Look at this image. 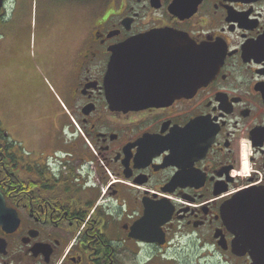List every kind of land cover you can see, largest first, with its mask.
<instances>
[{
    "label": "flooded vegetation",
    "instance_id": "1",
    "mask_svg": "<svg viewBox=\"0 0 264 264\" xmlns=\"http://www.w3.org/2000/svg\"><path fill=\"white\" fill-rule=\"evenodd\" d=\"M26 1L0 0V37ZM45 3L37 68L58 94L35 89L56 125L26 143L0 133V264H254L264 0ZM118 50L135 54L142 109H127L126 65L106 83Z\"/></svg>",
    "mask_w": 264,
    "mask_h": 264
},
{
    "label": "crops",
    "instance_id": "2",
    "mask_svg": "<svg viewBox=\"0 0 264 264\" xmlns=\"http://www.w3.org/2000/svg\"><path fill=\"white\" fill-rule=\"evenodd\" d=\"M11 34L4 31L1 36L3 38L0 39V76H7L9 80L13 76V90H15L17 105L11 110L8 102L3 103L1 99L3 91L0 90V123L3 129L13 133L14 137L26 138L38 132H44L47 128L50 130L56 125L54 113L42 103L41 93L35 89V84L44 82L54 96L58 94V91L53 81L45 77L42 72L40 73L38 68H31V74L24 72L21 64L26 57L23 55L20 57L13 52L12 43L19 40Z\"/></svg>",
    "mask_w": 264,
    "mask_h": 264
},
{
    "label": "rangeland",
    "instance_id": "3",
    "mask_svg": "<svg viewBox=\"0 0 264 264\" xmlns=\"http://www.w3.org/2000/svg\"><path fill=\"white\" fill-rule=\"evenodd\" d=\"M45 1L47 0H27L25 3H23L20 7V9L17 11L16 14H14V19L10 21V23L5 27V31L10 30V28H15L16 25H20L23 23L22 26H24V33H21V40L14 41L12 43V50L14 53H16L18 56L22 57L25 56L26 58L22 61V69H24V72L27 73L31 71V68L35 67L37 68V57L36 53L37 50L41 49V42L43 41V37H45L44 34H42V29L44 27V19L47 18L49 15V10H47V6ZM24 20L22 21V18ZM19 28V29H20ZM18 29V30H19ZM16 29L13 30V32ZM63 33L64 30L61 29V39L63 40ZM3 37H0V39ZM47 41H50V37L47 38ZM65 64L63 63L62 67H64ZM31 74V73H30ZM12 80V81H11ZM11 80L8 79L7 76H0V90L3 91L2 95V102L3 103H9V106L11 110L14 109V107L17 105V101H15V90H13V76ZM48 85L51 86L50 82L46 79ZM7 124L8 121H5ZM17 129V128H16ZM14 129V131L16 130ZM5 133L8 134L12 141L15 143H22V142H28L31 140L30 137L26 138H20L13 135V133L9 132L7 129H4ZM34 132V131H33ZM23 139V140H22Z\"/></svg>",
    "mask_w": 264,
    "mask_h": 264
},
{
    "label": "water",
    "instance_id": "4",
    "mask_svg": "<svg viewBox=\"0 0 264 264\" xmlns=\"http://www.w3.org/2000/svg\"><path fill=\"white\" fill-rule=\"evenodd\" d=\"M136 44L135 46H139L140 44L144 43L142 39H139L138 41H135ZM121 53V52H120ZM119 53V50L115 53L113 59H112V62H111V68H110V72H109V76L107 78V85L109 87H120L122 86L125 82L122 83V78H121V75H122V68L124 65L127 66V84L128 85H135L133 90H131V92L129 91V93L127 94V96H129L130 98V106H127V109H130L131 111L132 110H139V109H142V107H144L143 105H141V102H140V98H138L140 92L136 86V74H135V54L133 53L132 56L133 58H131L130 60H126V61H119L118 60V57L120 55ZM196 80H198L196 78ZM200 86V84H195L193 85V89L195 90V88H198ZM119 90V89H117ZM121 90V89H120ZM125 94L120 92V93H112L110 95H108L109 98H115V99H119L121 100ZM134 97V98H133ZM122 103V101L120 102ZM246 200H241L240 202H237V211L241 214H247L250 209H248L246 206H245V202ZM252 211L255 212L258 208L257 206H252ZM4 217H1L0 218V223H2V221H4ZM248 227V225H247ZM263 233L261 231L258 232V236H262ZM257 236V237H258ZM256 239H248L246 242H245V245L247 247H249L251 249V251L253 252V256H252V261L254 262V264H264V239L262 238L261 240H259V238Z\"/></svg>",
    "mask_w": 264,
    "mask_h": 264
},
{
    "label": "trees",
    "instance_id": "5",
    "mask_svg": "<svg viewBox=\"0 0 264 264\" xmlns=\"http://www.w3.org/2000/svg\"><path fill=\"white\" fill-rule=\"evenodd\" d=\"M0 133L1 134H4L5 133V130L3 129V127L1 126V123H0ZM9 138V137H8Z\"/></svg>",
    "mask_w": 264,
    "mask_h": 264
}]
</instances>
